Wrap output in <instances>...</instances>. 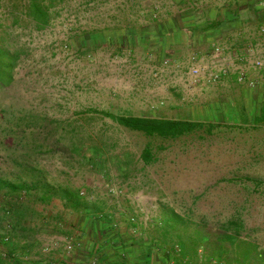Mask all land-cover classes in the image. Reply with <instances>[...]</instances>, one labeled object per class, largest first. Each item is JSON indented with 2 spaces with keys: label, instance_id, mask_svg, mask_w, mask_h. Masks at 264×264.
I'll list each match as a JSON object with an SVG mask.
<instances>
[{
  "label": "rangeland",
  "instance_id": "obj_1",
  "mask_svg": "<svg viewBox=\"0 0 264 264\" xmlns=\"http://www.w3.org/2000/svg\"><path fill=\"white\" fill-rule=\"evenodd\" d=\"M1 1L10 7L4 5L6 12L0 11V44L20 54V59L14 84L0 92V115L8 118L24 111L46 121L52 133L49 143L57 140L60 145L35 156V169L43 172L50 185L84 194L82 217L106 218L113 216L115 208L118 214L149 222L174 221L166 230L179 241L189 244L203 235L211 249L226 226L236 221L242 225L240 241L253 243L264 256V119L258 120L264 105L244 111L236 107L227 111L223 106L210 112L208 103L214 96L188 89L184 72L161 65L162 60L171 59L159 41L162 36L169 41L160 26L171 18L172 0H144L153 10L158 6V12L149 13L150 17L145 13L141 20L147 31L136 42L125 43L111 36L128 33L98 35L91 30L97 18L92 1L38 0L52 17L44 29H37L26 17L32 0ZM119 2L125 6V0ZM109 9L102 6L100 10L102 25L128 20L124 13L108 15ZM138 18L132 16V21L141 23ZM106 114L190 120L204 128L175 141L149 138L119 126ZM16 142L3 134L0 137V171L12 179L18 168L10 158L12 150L7 149ZM74 142L96 144L105 152L88 153L85 159L71 151ZM147 147L154 158L149 164L142 159ZM47 210L67 219L79 216L58 197L48 204H35L23 217L17 213L10 234L16 254L24 261L34 263L28 250L36 238L25 232L23 224ZM50 229L56 237L44 233L47 237L31 251L52 260L59 250L58 259L69 260L62 246L45 251L63 231L59 226ZM197 250L204 257L212 253L202 247ZM222 250L223 259L214 257L212 262L240 264L242 257L231 244H224Z\"/></svg>",
  "mask_w": 264,
  "mask_h": 264
},
{
  "label": "crops",
  "instance_id": "obj_2",
  "mask_svg": "<svg viewBox=\"0 0 264 264\" xmlns=\"http://www.w3.org/2000/svg\"><path fill=\"white\" fill-rule=\"evenodd\" d=\"M88 1L96 4L97 9L91 30L98 35L102 31L128 33L125 37L112 35L118 43L136 42L141 33L147 31L142 21L144 14L147 13L148 17L159 9L156 6L154 11L151 3L146 5L144 0H125V6L120 0ZM4 5L10 7L8 2L5 4L0 0L2 13L6 12ZM102 6L110 8L108 15L115 17L124 13L128 20L121 25H102L99 19ZM147 8L150 9L144 11ZM132 16L139 17L141 23L132 21ZM170 17L160 26L164 35L168 33L169 41L162 36L159 46L164 47L165 54L171 57V68L178 70L176 67L181 66L178 71L184 72L193 54L199 53L207 60L214 48L220 47L225 51L227 61L249 70L248 80L243 84L238 83L233 73L214 84L187 87L216 98L208 103L210 112L223 109V106L227 111L233 107L236 111H244L245 107L264 105V0H172ZM93 38L97 40L99 37ZM164 61L161 62L163 67ZM257 61L263 62L262 69L254 68ZM184 62L186 65L182 66ZM112 211L113 216L106 218L77 215L74 219H67L56 215L53 210H47L43 215H31L23 224L25 232L37 239L28 250L29 256L34 255L36 264H90L95 258L99 264H217L206 261L197 249L184 248V243L172 231L166 230L174 221L156 219L149 222L148 219L118 214L115 208ZM57 226L63 228L59 232L60 240L71 239L77 244L75 252L69 260L58 259L59 250L53 253L52 260L36 256L31 250L37 247L38 240L47 237L44 233L55 238L56 231L50 228L56 230ZM179 245L182 250L178 252Z\"/></svg>",
  "mask_w": 264,
  "mask_h": 264
},
{
  "label": "trees",
  "instance_id": "obj_3",
  "mask_svg": "<svg viewBox=\"0 0 264 264\" xmlns=\"http://www.w3.org/2000/svg\"><path fill=\"white\" fill-rule=\"evenodd\" d=\"M26 17L35 23L37 29L48 27L52 20L49 8L42 6L38 0H32V4L26 12ZM19 59L20 54L6 49L0 44V92L6 91L14 84L15 69L18 66ZM29 114L24 111H15L8 118L0 115V137L3 134L5 138L17 141L7 150H12L13 155L10 158L18 168L13 179L0 171V264H36V262H28L19 258L12 241L10 244L4 241L7 232L10 229L12 230V223H17L15 220L17 213L23 217L32 212L35 204H48L56 197L65 200L66 205L79 212V215L86 208L82 203L81 194H78L76 190L63 187L56 188L45 179L43 172L36 171L34 157L50 152L54 146L60 145V141L56 140L55 144L49 143L52 133L45 126L46 121L37 115ZM106 117L111 118L127 130L142 133L149 138L158 137L171 141L204 128V124L190 120L115 116L112 114H106ZM263 119L264 112L258 120ZM212 128L210 127L209 132H212ZM56 134H60L59 127L56 129ZM71 151L85 159L88 153L100 156L105 152L96 144L83 145L80 143L79 145L75 142L71 145ZM142 159L146 164L154 160L149 147L144 150ZM175 217L177 216L175 215ZM6 225L10 226L9 230ZM232 230L236 231V235L229 234ZM241 230V223L231 221L229 226H226V232L216 239L214 249H211L210 241L203 235L197 241H190L189 244L185 242L184 248L194 250L202 247L205 248L206 252L208 250L209 252L212 251V253H209V257H205L206 261L211 263V261H214V257L223 259L224 251L222 249L224 244L228 243L236 248L238 255L242 257L240 264H263L264 256L258 251L257 246L250 242L240 241ZM2 250L8 251L7 257L3 256Z\"/></svg>",
  "mask_w": 264,
  "mask_h": 264
},
{
  "label": "built area",
  "instance_id": "obj_4",
  "mask_svg": "<svg viewBox=\"0 0 264 264\" xmlns=\"http://www.w3.org/2000/svg\"><path fill=\"white\" fill-rule=\"evenodd\" d=\"M163 64L165 67H169V65L171 66V61L165 60ZM180 68L181 66L176 67V69L178 70H180ZM254 68L258 70L262 69L263 62H255ZM233 73L236 74L237 81L240 84H243L248 80V68L239 66L234 62L232 63L230 61H227L225 57V51L220 47H215L213 53L208 57L207 60L203 55H200L199 53L193 54L188 67H186V70L184 71V75L187 76L188 82H186L188 83V87H196L206 83L214 84ZM253 84L254 83H252V85ZM83 195L84 194H82V196ZM6 228L9 230L10 226H6ZM4 241L7 244L11 243L12 236L10 232L6 235ZM61 246L65 254L68 256L72 255L77 248V244L71 239H57L50 247L47 246L45 248V251L49 252L54 249H58ZM2 254L4 257H7L8 251L2 250ZM90 264H99L98 258L92 260Z\"/></svg>",
  "mask_w": 264,
  "mask_h": 264
}]
</instances>
